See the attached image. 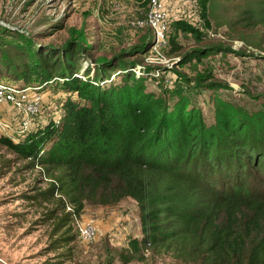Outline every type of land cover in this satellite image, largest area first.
I'll use <instances>...</instances> for the list:
<instances>
[{
	"label": "trees",
	"instance_id": "16d2710c",
	"mask_svg": "<svg viewBox=\"0 0 264 264\" xmlns=\"http://www.w3.org/2000/svg\"><path fill=\"white\" fill-rule=\"evenodd\" d=\"M208 1L202 3L208 6ZM229 1L243 2L233 25L243 32L261 31L264 39V0ZM195 3L200 9L201 0ZM174 20L187 16L177 14ZM77 43L70 42L75 47H65L64 53L30 44L16 56L0 54V78L19 81L34 73L44 82L57 77L73 95L64 104V117L44 132L20 144L8 141L10 151L25 162L23 169L38 168L48 180L25 199L50 225L49 249L64 250L59 257L73 259L74 214L67 204L81 209L86 203L113 206L132 198L139 205L143 236L140 248L121 255L125 264L145 262L144 250L185 263L227 264L229 253L238 254L247 240L254 244L250 264H264V193L249 187L221 155L220 142L215 144L225 137L222 146L241 150V175L250 163L260 167L261 157L251 151L252 119L216 98L219 125L206 126L192 94L179 91L172 94L180 97L175 101L165 92L168 98H162L148 91V78L136 77L135 69L115 83L102 76L114 70L103 63L101 73L89 69L82 80L75 69L82 51ZM170 44L172 54L183 49L175 40ZM12 163L3 160L7 171Z\"/></svg>",
	"mask_w": 264,
	"mask_h": 264
},
{
	"label": "rangeland",
	"instance_id": "374dc122",
	"mask_svg": "<svg viewBox=\"0 0 264 264\" xmlns=\"http://www.w3.org/2000/svg\"><path fill=\"white\" fill-rule=\"evenodd\" d=\"M202 1L200 9L196 3L197 12L177 6L173 13L187 12V20L177 22L172 15L165 39L158 43L146 24L152 0H0V54L16 56L30 44L39 51L55 47L64 53L65 47H75L70 42H78L82 51L75 69L80 79L88 78L89 69H101V73L103 63L114 70L102 76H110L115 83L121 81L123 72L135 69L136 77L144 73L148 78V91L162 98L179 91L192 94L206 126L219 125L215 99L229 101L237 112L252 119L251 130H256L251 151L261 157V166L250 163L241 175V150L229 143L222 146L225 137L215 144L220 142L221 155L243 181L264 193V39L261 31L243 32L233 25L240 18L242 1L209 0L208 6ZM171 40L182 45L180 53L172 54ZM256 45L260 47L255 49ZM134 62L139 63L137 67L129 65ZM116 66L126 67L123 71ZM21 76L19 81L0 78V88L14 91L8 95L0 89V258L9 264H53L56 260L125 264L121 255L140 248L143 236L139 205L132 198L113 206L86 203L81 209L73 207L72 261L59 257L64 250L49 249L50 225L43 223L40 209L25 199L33 187H45L48 180L38 168L23 169L25 162L10 151L8 141L20 144L44 132L64 117V104L73 95L57 77L43 82L34 73L26 79ZM5 159L13 161L11 171L3 165ZM88 224L96 228L91 240L79 231ZM251 241L238 254L229 253L226 263L250 264ZM142 254L145 262L129 264H200L182 262L169 253L144 250Z\"/></svg>",
	"mask_w": 264,
	"mask_h": 264
},
{
	"label": "built area",
	"instance_id": "2783aa9c",
	"mask_svg": "<svg viewBox=\"0 0 264 264\" xmlns=\"http://www.w3.org/2000/svg\"><path fill=\"white\" fill-rule=\"evenodd\" d=\"M177 6L184 10L187 9V12L191 9H194L197 12L195 0H152L146 19V24H148V26L151 28L154 38L158 43L164 41L165 34L167 32V22L172 15H175L173 12ZM178 11L180 13L182 12L181 9ZM187 12H184L181 15L187 16ZM0 89H6L8 91V95H13L14 91L7 89L5 86L4 88ZM0 99H2V95H0ZM67 211L73 212V207L69 204H67ZM79 231L81 236L87 240L93 239L96 234V228L92 224L81 227ZM0 264L9 263L0 258Z\"/></svg>",
	"mask_w": 264,
	"mask_h": 264
}]
</instances>
